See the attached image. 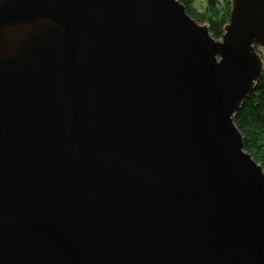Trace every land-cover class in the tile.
Wrapping results in <instances>:
<instances>
[{"label": "water", "instance_id": "obj_1", "mask_svg": "<svg viewBox=\"0 0 264 264\" xmlns=\"http://www.w3.org/2000/svg\"><path fill=\"white\" fill-rule=\"evenodd\" d=\"M229 1L220 40L178 0L0 3V27L52 22L0 67V264H264V172L232 121L264 0Z\"/></svg>", "mask_w": 264, "mask_h": 264}, {"label": "trees", "instance_id": "obj_2", "mask_svg": "<svg viewBox=\"0 0 264 264\" xmlns=\"http://www.w3.org/2000/svg\"><path fill=\"white\" fill-rule=\"evenodd\" d=\"M185 13L198 24H205L214 40H220L230 13L229 0H205L198 9L195 0H178ZM263 62V70L251 92L242 100L232 121L241 135L243 150L261 166L264 172V51L255 46Z\"/></svg>", "mask_w": 264, "mask_h": 264}, {"label": "bare ground", "instance_id": "obj_3", "mask_svg": "<svg viewBox=\"0 0 264 264\" xmlns=\"http://www.w3.org/2000/svg\"><path fill=\"white\" fill-rule=\"evenodd\" d=\"M6 0H0L3 3ZM52 22L37 19L31 22L0 27V67H15L26 59L25 48L31 44L46 43ZM55 28L53 29V31Z\"/></svg>", "mask_w": 264, "mask_h": 264}, {"label": "rangeland", "instance_id": "obj_4", "mask_svg": "<svg viewBox=\"0 0 264 264\" xmlns=\"http://www.w3.org/2000/svg\"><path fill=\"white\" fill-rule=\"evenodd\" d=\"M204 3H205V0H195L194 6L198 9H201L204 6ZM262 50L264 51V49H262Z\"/></svg>", "mask_w": 264, "mask_h": 264}]
</instances>
